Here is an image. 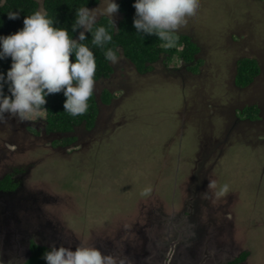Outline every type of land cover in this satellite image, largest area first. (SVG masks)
<instances>
[{
    "label": "rangeland",
    "instance_id": "1",
    "mask_svg": "<svg viewBox=\"0 0 264 264\" xmlns=\"http://www.w3.org/2000/svg\"><path fill=\"white\" fill-rule=\"evenodd\" d=\"M198 4L180 33L190 34L199 46V64L188 66V71L178 68L182 62L174 54L165 65L168 58L163 53V62L139 73L128 60L121 61L122 67L118 62V71L106 82L112 87L113 103L99 109L91 129L77 127L82 136L77 146L57 149L43 142L41 147L47 150L34 156L23 180L30 193L41 191L49 199L42 208L51 231L70 239L83 236L82 241L91 243L110 240L108 247L116 254L114 249L123 250L126 237V241L136 238L131 222L150 202L185 197L178 194L181 191L172 192L175 183H181L183 192L189 184L174 173L176 168L188 166L196 151L200 157L209 154L211 159L198 172L201 179L222 150L212 177L205 174L208 180L204 190L199 188V197L210 192L211 180L215 191L228 185V191L216 198L239 197L233 210L247 236L244 241L234 237L232 248L236 253L249 247L253 259L248 264H264V0H198ZM241 58L257 61L260 68L246 86L236 84V62ZM95 82V89L102 84L100 79ZM252 104L261 106V112ZM249 112L253 117H247L255 119L236 121L235 115ZM45 114L42 110L32 118L42 120ZM5 154L0 177L22 158H33L29 153L20 159L6 150ZM196 163L202 165L200 160L195 167ZM193 167L191 163L189 170ZM231 190L235 192L229 195ZM145 191L153 196L141 203L148 196L142 195Z\"/></svg>",
    "mask_w": 264,
    "mask_h": 264
},
{
    "label": "flooded vegetation",
    "instance_id": "2",
    "mask_svg": "<svg viewBox=\"0 0 264 264\" xmlns=\"http://www.w3.org/2000/svg\"><path fill=\"white\" fill-rule=\"evenodd\" d=\"M120 19L121 13L118 10L113 16L114 24ZM178 34L188 36L190 42L199 49L190 34L180 32ZM178 45H182V43ZM182 48L183 45L180 50ZM199 51L193 55L194 59L190 62H186L179 56L182 64L178 68L187 70L188 66L194 65V63L199 64L201 59L196 58ZM119 56L121 57L119 67H122L121 61L128 59L122 54ZM128 62L133 65L129 60ZM257 65L259 67L258 63ZM111 66V73L106 77L99 78L102 84L96 89L94 88L99 109L113 103L111 100L104 102L100 97L101 94L98 95L100 89L112 91V87L107 86L106 82L118 70L115 65L111 64ZM189 73L193 74L194 72L189 71ZM252 105L257 107L259 113L261 112V106ZM42 110L45 111V109ZM244 118L249 121L255 119L244 115L240 117L235 115L236 121H242ZM79 135L78 133H61L48 129L46 118L42 120L31 118L24 122L11 119L6 120L4 124L0 123V164L1 160L7 156L5 150L17 158L25 153L33 155L30 160H22V158L17 161V165L9 166L8 168H12L11 172L7 171L0 177V264H45L42 253L50 245L63 244L74 250L76 245L83 240V236L70 239L62 236L56 229L51 231L50 219L47 218L44 208H42V206H46L49 199L41 191L36 194L30 193L23 180L25 173L33 166L34 156L42 152L43 149L47 150L41 147L43 142L50 148L62 149L71 144L77 146L79 137H82ZM69 136L74 138L68 141ZM200 148L199 145L198 149L200 150ZM222 154L221 150L213 162L206 166L201 179L198 177V172L204 166L203 162L206 163L211 159L209 154L206 157H200L196 151L193 156L189 157L190 164H194L191 171L189 170L190 164L175 169L174 173L181 175V179L185 178L189 184L186 191L183 192L181 183L175 179L180 185L176 183L174 186L172 185V192L181 191L182 193L178 194L185 195V197L179 196L171 201L150 202V206H147L148 209L143 213L144 215L139 213L140 217L134 216L135 220L131 222V225L134 226L132 232L136 238L126 241L128 238L126 237L123 250H119L117 247L114 249L116 254L112 255L117 256L118 262L123 261L124 264H248V261L253 259L249 247H244L236 253L232 248V245H235L234 237L238 239L241 236L242 241L247 237L244 233L245 229L240 227L241 217L233 210L239 197L234 194L230 198L227 197V200L217 199L215 189L211 188L210 192H207L208 198L199 197V188L205 189L206 185L203 183L208 180V176L212 177L211 171L216 166L217 158ZM196 160H200L202 165L199 166L196 163L195 167ZM189 172L190 174H188ZM208 172L210 175L206 176L205 174ZM6 177L9 179L2 181ZM188 178L191 180L190 182ZM211 183H213L212 180ZM234 192L233 190L229 191V195ZM151 196L153 194H149L139 202L142 203ZM154 205L158 206L154 207ZM142 207H145V204ZM62 215L67 216L66 213ZM254 224L258 226L255 218ZM82 242L91 243L86 240ZM102 242L97 239L92 240V243L102 252L111 254L108 247L111 244L110 240ZM228 242L231 244L228 245ZM227 246L232 250H227ZM229 253H232L231 258L228 256Z\"/></svg>",
    "mask_w": 264,
    "mask_h": 264
},
{
    "label": "clouds",
    "instance_id": "3",
    "mask_svg": "<svg viewBox=\"0 0 264 264\" xmlns=\"http://www.w3.org/2000/svg\"><path fill=\"white\" fill-rule=\"evenodd\" d=\"M3 0H0L2 3ZM133 27L143 37L155 36L166 48L176 44L175 34L186 27L199 7L198 0H133ZM119 10L116 0H98L95 7L87 2L75 8L71 32L66 27L54 26L47 12L35 10L23 19V27L0 35V60L10 57V67L0 72V123L15 119L19 122L39 116L46 97L62 92L63 110L72 117L84 114L94 91L96 59L92 48L104 52V58L115 65L121 57L112 44L115 33L113 16ZM8 19L19 16L8 11ZM106 19V24L98 21ZM86 33H90L89 40ZM70 56L73 59H70ZM7 87V93L5 92ZM209 188L216 189L215 183ZM228 185L215 191L223 196ZM143 196L149 195L147 191ZM208 198V193L204 194ZM45 264H124L92 243L80 242L72 247L52 244L42 253Z\"/></svg>",
    "mask_w": 264,
    "mask_h": 264
},
{
    "label": "trees",
    "instance_id": "4",
    "mask_svg": "<svg viewBox=\"0 0 264 264\" xmlns=\"http://www.w3.org/2000/svg\"><path fill=\"white\" fill-rule=\"evenodd\" d=\"M87 2V6L91 7L98 3V0H3L0 3V35L11 34L23 27V19L27 14L35 10L42 9L43 12L54 19V26L66 27L69 29L70 35L76 38L78 35L71 32V25L74 21L75 8L82 3ZM119 12L121 19L115 23V33L113 35L112 44L109 46L118 47V55H124L132 64L137 72L142 73L147 69L152 68L155 62L162 61L161 54L166 53L168 59L165 65L172 59L174 54H177L186 62L194 59V54L197 51V46L190 42L189 37L176 33V44L174 47L168 49L155 36L143 37L136 33L133 27V17L135 9L133 8V0H118ZM8 11H17L19 16L17 19H8ZM100 24H106V19L98 21ZM88 39H91L90 33H86ZM183 45L181 50H177L178 44ZM96 59V72L94 80L108 76L112 71L111 63L105 60L103 50L99 48H92ZM164 57V58H165ZM70 59L73 57L70 56ZM163 62V61H162ZM201 60H199V63ZM10 57L0 60V72H5L10 67ZM237 81L240 86L249 84L255 76L259 73V67L255 60L248 58H241L236 62ZM239 70V72H238ZM123 90V89H122ZM7 93V87H5ZM101 99L104 102L110 101L113 94L108 90H103ZM65 97L62 92L50 94L46 97V104L44 109L46 111L47 128L61 133H78L81 129H91L95 125V118L99 111V106L96 102V95L93 91L92 97L89 99L88 110L79 116H69L63 110V101ZM253 106V105H252ZM256 107V106H254ZM257 108V107H256ZM242 114V113H241ZM245 117L251 116V112L244 113ZM253 117V116H251ZM81 129L79 131H81ZM73 136L67 138L70 141ZM106 141V140H105ZM6 177L2 181H6Z\"/></svg>",
    "mask_w": 264,
    "mask_h": 264
}]
</instances>
